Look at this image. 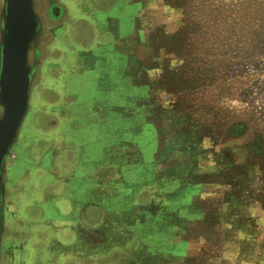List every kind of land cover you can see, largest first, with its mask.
I'll return each instance as SVG.
<instances>
[{
	"label": "rangeland",
	"instance_id": "rangeland-1",
	"mask_svg": "<svg viewBox=\"0 0 264 264\" xmlns=\"http://www.w3.org/2000/svg\"><path fill=\"white\" fill-rule=\"evenodd\" d=\"M58 2L11 148L13 242L30 228L21 203L51 211L79 177L112 197L97 234L139 241L134 259L264 264V0Z\"/></svg>",
	"mask_w": 264,
	"mask_h": 264
},
{
	"label": "crops",
	"instance_id": "crops-1",
	"mask_svg": "<svg viewBox=\"0 0 264 264\" xmlns=\"http://www.w3.org/2000/svg\"><path fill=\"white\" fill-rule=\"evenodd\" d=\"M107 2L112 3V0H107ZM11 151L5 158L3 173V235L5 238L4 249L5 251L9 250L8 264H18L17 261L21 262L19 264H35L32 253L34 249L37 254H43L44 256V259L36 262V264H147L146 262H141L137 256L134 259L139 241L137 245L132 242L131 245L126 244L124 246L125 237L123 239H119V237L112 238L107 235L108 230L103 233L104 235L97 234L101 231L98 229L102 227V223L98 224V220H95L100 212L93 208L103 205L101 214L108 211L112 212V209H108V207H112L110 206L111 203H109V206L107 204V201L112 197L106 199L100 193H96V195L100 196V202L93 201L89 198V195H93L91 184L86 190V182L84 181L83 192H81L79 177L77 180L72 179L75 182V186L70 185L67 190L65 184L70 180L64 179L59 182L63 188V193L60 191L58 194H61L62 199L67 201H64L65 204L63 205L58 201L57 196L51 198V205L53 206L51 211L47 210L46 205L48 204L42 199L28 200L21 203V215L28 223L26 228L28 225L30 228L26 232L21 230L22 241L14 243L10 236V234L12 235L11 218L15 210L12 190L13 160ZM23 151L22 149V154ZM48 153L51 152L48 151ZM44 162L47 164V168L51 167L49 159ZM77 168L78 170L83 168L82 164L76 165ZM77 186L80 188L78 192L76 190L78 189ZM76 200L78 203H76ZM104 200L107 201L104 203ZM23 209L25 210L24 214L22 212ZM32 210H35V215H33ZM33 222L38 224V228L31 226ZM86 222L91 225L90 228H87ZM8 225L10 226L9 228ZM132 228H139V225H134ZM139 230L133 231L131 229L130 231L129 229L128 235H137L140 232ZM147 248L150 250V248L156 247L149 244ZM15 252L17 253L15 254Z\"/></svg>",
	"mask_w": 264,
	"mask_h": 264
},
{
	"label": "water",
	"instance_id": "water-1",
	"mask_svg": "<svg viewBox=\"0 0 264 264\" xmlns=\"http://www.w3.org/2000/svg\"><path fill=\"white\" fill-rule=\"evenodd\" d=\"M36 2H0V249L4 233L5 158L27 113L30 90L39 65V56L35 57L34 53L40 51V36H44Z\"/></svg>",
	"mask_w": 264,
	"mask_h": 264
},
{
	"label": "flooded vegetation",
	"instance_id": "flooded-vegetation-1",
	"mask_svg": "<svg viewBox=\"0 0 264 264\" xmlns=\"http://www.w3.org/2000/svg\"><path fill=\"white\" fill-rule=\"evenodd\" d=\"M37 1V0H36ZM37 4V12L39 16L41 17V26H42V35H46V25L49 23H55L57 22L61 16L63 15L64 8L63 6L58 2V0H38L36 2ZM43 36V37H44ZM42 36H40L41 41L43 39ZM34 56L37 57L39 56V64L41 62V50L40 51H35ZM4 235H2V240H1V246L3 245L4 241ZM4 248V245H3ZM0 254H1V249H0ZM1 260V257H0Z\"/></svg>",
	"mask_w": 264,
	"mask_h": 264
},
{
	"label": "trees",
	"instance_id": "trees-1",
	"mask_svg": "<svg viewBox=\"0 0 264 264\" xmlns=\"http://www.w3.org/2000/svg\"><path fill=\"white\" fill-rule=\"evenodd\" d=\"M231 20H234V19H231ZM225 22V21H224ZM225 27V26H224ZM197 29V30H199L200 32H202L203 31V28H202V25H198V26H195V24H191V29ZM213 32H209V35H211ZM208 35V36H209ZM196 57H198V56H193V58H196ZM207 65H208V68H210V69H214L213 67L215 66V63H214V61H212L210 64H207V63H204L203 64V68L201 69V68H199V70H198V72H200V78H202V79H207L209 82H212L214 79H215V76H214V71H216V69L215 70H211V71H208V70H210V69H208L207 68ZM211 73V74H210Z\"/></svg>",
	"mask_w": 264,
	"mask_h": 264
}]
</instances>
